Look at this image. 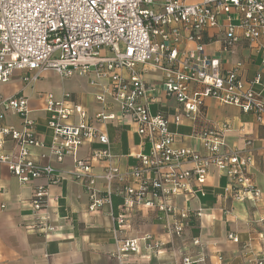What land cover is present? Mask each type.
<instances>
[{"label":"built area","instance_id":"built-area-1","mask_svg":"<svg viewBox=\"0 0 264 264\" xmlns=\"http://www.w3.org/2000/svg\"><path fill=\"white\" fill-rule=\"evenodd\" d=\"M155 5L156 0H0V84L10 82L16 71L25 73L24 83L31 85L46 71L72 78L77 71L86 72L91 66L100 79H108L122 115L151 145L150 152L137 154L136 166L121 170L108 135L92 124L87 111L74 105L68 93L61 98L47 93L44 111L53 138L40 159L59 163L65 158L75 160V169L68 175L86 189L91 212L111 206L117 233L130 227L133 215L146 207L165 216H178L167 223L166 231L171 239H180L189 225L190 210L178 209L173 201L181 194L204 196L212 167L227 176L233 200L254 205L261 201L250 170L254 163L253 142L247 139L243 149L230 148L226 138L233 127L223 123L195 131L203 152L179 147L167 114L151 112V92L155 90L145 85L138 67L150 65L164 73L163 92L181 108L176 124L203 118L205 103L212 98L220 105L254 114L264 126V96L256 89L263 85L261 74L245 82L239 74L241 62L234 69L224 70L220 60L205 54V35L211 30L218 31L226 53H233L241 41L264 53V0H201L191 4L164 0L159 11ZM104 50L108 54L103 56ZM97 101L105 102L103 96H97ZM6 113L19 118L21 127L2 124ZM30 115L26 96L0 99V168L7 166L24 186L42 178L54 183L63 181L65 176L51 163L31 160L32 150L45 145ZM115 118L103 113L96 116L101 123ZM93 141L101 148L94 150L89 160L79 159V149ZM94 162L105 164L100 174L94 172ZM99 182L105 184V195L97 189ZM115 186L123 196L117 215L111 201ZM35 191L30 202V228L49 237L58 231L49 219V193L42 185ZM197 216H202L201 211ZM228 239L238 242L232 234ZM193 244L198 246L200 242L197 239ZM115 247L112 256L118 264H129L131 257H149L167 248L165 242L148 233L116 239ZM206 260L203 253L183 258L184 264Z\"/></svg>","mask_w":264,"mask_h":264},{"label":"crops","instance_id":"crops-1","mask_svg":"<svg viewBox=\"0 0 264 264\" xmlns=\"http://www.w3.org/2000/svg\"><path fill=\"white\" fill-rule=\"evenodd\" d=\"M184 1L187 4L201 2ZM163 2L156 0L155 9L159 11ZM237 19L235 14L234 23ZM223 20L222 17L221 21L225 23ZM205 39V54L220 60L224 70L234 69L241 62L243 66L239 74L243 81L250 82L261 74L263 85L256 89L264 96V53L245 41H241L233 53H226L217 30L209 31ZM183 47L188 49L192 45ZM105 54H108L107 50L101 55ZM138 68L145 85L155 90L151 92V112L167 114L179 147L203 152L201 143L194 136L195 131L223 123L233 127L226 138L230 148L243 149L247 139L253 142L254 163L250 170L260 190L261 201L254 205L249 201L233 200L227 176L212 167L204 185V196L181 194L173 201L178 209L190 210V222L183 238L171 239L166 231L167 223L174 222L178 216H165L146 207H141L133 215L130 227L123 233H117L111 206L104 205L91 212L86 189L68 175L75 169V160L65 158L63 163H59L40 159L48 152L53 138V131L48 125L49 117L44 111V96L50 93L61 98L65 93L70 94V101L81 105L92 124L108 135L121 170L135 167L138 162L136 155L149 153L151 145L122 115L121 106L112 97L109 80L100 79L94 67L86 72L77 71L72 78H62L55 72L46 71L31 85L24 83L25 73L16 71L10 82L0 84V99L17 95L29 99L30 117L36 120L35 132L45 145V148H34L30 158L32 161L51 163L65 178L58 183L42 178L33 185L24 186L10 174L7 166L0 168V264H118L112 256L116 239H132L144 233L154 234L166 243L167 248L149 257H131L129 264H184V257L196 258L201 253L205 255L206 263L195 264H257L260 260L264 261V126L258 123L254 114H245L232 105H220L212 98L205 103L203 118L196 122L184 119L176 124L175 117L181 108L175 99L163 92L164 73L150 65ZM97 96H103L105 102L97 101ZM100 113L112 114L116 118L101 123L96 120ZM2 124L17 129L21 127L20 119L12 113L5 114ZM100 148L97 141L86 143L79 149L77 157L89 160L92 152ZM93 168L95 173L100 174L105 164L94 162ZM40 185L48 190L49 219L58 229L49 237L30 228L33 225L30 202ZM97 189L101 195H105L107 190L103 182L98 183ZM198 211H201V217L197 216ZM230 234L238 238L237 243L228 239ZM197 239L200 242L198 246L193 244Z\"/></svg>","mask_w":264,"mask_h":264},{"label":"trees","instance_id":"trees-1","mask_svg":"<svg viewBox=\"0 0 264 264\" xmlns=\"http://www.w3.org/2000/svg\"><path fill=\"white\" fill-rule=\"evenodd\" d=\"M111 201L113 203L114 214L117 215L120 212V208L123 205V196L117 191V187H114L112 192Z\"/></svg>","mask_w":264,"mask_h":264}]
</instances>
